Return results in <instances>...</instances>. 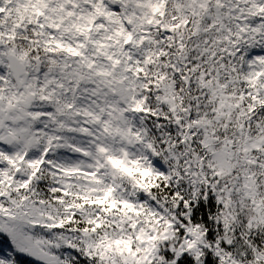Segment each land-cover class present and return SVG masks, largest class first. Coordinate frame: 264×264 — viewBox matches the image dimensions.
I'll return each instance as SVG.
<instances>
[{
  "label": "snow or ice",
  "instance_id": "snow-or-ice-1",
  "mask_svg": "<svg viewBox=\"0 0 264 264\" xmlns=\"http://www.w3.org/2000/svg\"><path fill=\"white\" fill-rule=\"evenodd\" d=\"M0 264H264V0H0Z\"/></svg>",
  "mask_w": 264,
  "mask_h": 264
}]
</instances>
